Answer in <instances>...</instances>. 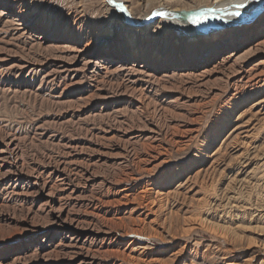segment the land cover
<instances>
[{
	"label": "rangeland",
	"instance_id": "obj_1",
	"mask_svg": "<svg viewBox=\"0 0 264 264\" xmlns=\"http://www.w3.org/2000/svg\"><path fill=\"white\" fill-rule=\"evenodd\" d=\"M212 1L114 3L144 19ZM2 13L0 264H80L59 212L139 231L87 241L96 264H264V90L227 83L231 66L262 70L264 19L202 39L163 20L131 28L104 0H0Z\"/></svg>",
	"mask_w": 264,
	"mask_h": 264
},
{
	"label": "bare ground",
	"instance_id": "obj_2",
	"mask_svg": "<svg viewBox=\"0 0 264 264\" xmlns=\"http://www.w3.org/2000/svg\"><path fill=\"white\" fill-rule=\"evenodd\" d=\"M105 2L108 0H104ZM117 0H113V4H115L114 2H116ZM212 1V0H211ZM219 1H223V0H216V1H212V2H208V3H211L210 5L211 6H207V5H204V6H201L199 8H185V9H172V8H162L160 9L159 11H157L156 13L154 14H151V15H148L147 17L148 18H144V19H137L135 18L134 16L130 15L129 11H130V8L128 6H125L123 5L126 9H128L127 11V14L128 16L130 15L131 17V20L128 18L127 15H125V18L126 20H129L131 21L132 25H131V28L134 27L136 28L137 30H140V31H145L151 27H153V25H155L156 23H158L160 20H163L167 23H170L172 24L173 26H176V27H180V28H184L185 30L189 31V33H191V35L193 36H196V35H199L201 34L202 32H208V34H202L199 35L201 36L202 39L204 38H209V39H212V38H216V37H220V36H225V35H230L231 31L233 29H236V28H244V27H248L250 25H256L258 24L260 21H262L264 19V0L263 2H259L260 3V6L258 1L255 2V0H225L224 3L222 4H219V5H215L214 3H217ZM112 3H109L108 2V5H110L111 7L112 6ZM124 3V1H123ZM249 3H251V7L250 9L248 8ZM256 3V4H255ZM200 5V4H199ZM258 6V7H257ZM115 8V7H114ZM117 9V8H116ZM119 10V9H118ZM124 14H126L124 11H122ZM180 13H183L184 15H187V18L185 19L183 16H180ZM238 13V15H237ZM258 13V14H257ZM203 14V15H202ZM257 14V15H256ZM255 15V16H253ZM1 17H6L7 14L6 13H2L0 14ZM244 16H246L247 18H244ZM155 17H159L157 20H152L154 19ZM251 17V18H250ZM165 18V19H164ZM248 18H250L249 20H247ZM194 19H198L199 22L198 23H194L193 20ZM9 22L12 24V25H15L17 26L15 28L18 29L19 31H22L24 28L25 30V26L26 28H28L27 26L28 25H25V23H21L20 20H18L17 18H13L11 21L9 20ZM241 22L243 24H241ZM127 23V21H126ZM135 25V26H134ZM226 25V27H224ZM129 26V25H128ZM22 27V28H20ZM224 27V28H223ZM14 30V29H13ZM222 31H226L225 33ZM39 32H43V29L40 28L39 29ZM43 34V33H41ZM221 34V35H220ZM224 34V35H223ZM23 35V34H22ZM52 37H50L49 39H52V40H68L67 38H64V36L62 35H51ZM204 37V38H203ZM70 40V39H69ZM260 45V44H259ZM259 47V46H258ZM255 49V48H254ZM257 51V50H256ZM80 54V51L78 52ZM234 54H232L231 56H229L228 58H226V61L227 63L228 62H231V61H234L233 64L235 63L236 65L239 64V62H241L242 60V56L241 55H238V53H235L233 52ZM246 55V53H245ZM115 56H113L112 54H107L105 55L103 58L104 59H114ZM235 58V60H234ZM74 59V58H73ZM76 60H80L81 59V56L80 55H77L75 57ZM74 59V60H75ZM106 62V61H105ZM86 63V64H85ZM84 64L85 65H89V61L85 62ZM99 63H103L102 60L99 62ZM226 62L224 64H227ZM224 64H220L222 66H224V68L226 67V65ZM235 65V67H236ZM263 65V66H262ZM126 66V65H124ZM261 66L262 70L259 71V73L257 72V70H253V69H250V71H245V72H241L242 69H234V68H231L230 67V70L232 71H228V69L226 68L225 70L223 69V72H226L228 71L230 74L228 76V81L227 83H232L234 81H236L237 79L240 78V76H237L239 75H245V77H241V79H239V82L245 80L248 78L247 80V84L250 85L252 83L253 86L252 87H255L256 89L260 88L264 90V61L261 62V64L259 65ZM82 68V67H80ZM101 68H102V71L103 70H106L107 72L110 70V68H107L106 66L104 65H101ZM242 68V67H241ZM85 69V68H84ZM123 70L127 69V68H122ZM121 69V70H122ZM71 70V69H70ZM93 70V69H92ZM130 71V73L134 74V75H139V72L138 70H135V69H128ZM127 70V72H128ZM99 71V70H98ZM101 72V71H100ZM126 72V71H125ZM225 75V74H224ZM95 76V75H94ZM104 76H106V74H104ZM226 76L224 78H226ZM237 76V77H236ZM99 77V76H98ZM126 87V86H125ZM128 87V86H127ZM245 87V86H243ZM120 88V87H119ZM127 89H130V88H127ZM100 91V90H99ZM251 96V95H250ZM259 103H264V99L263 100H260V102L258 101L255 105H258ZM254 107V106H253ZM252 108V107H251ZM249 110V108H248ZM260 110V109H259ZM243 115V114H242ZM241 115V116H242ZM252 115V114H251ZM258 115H261V114H258ZM257 115V116H258ZM258 118V117H257ZM243 120V119H242ZM255 120V118H254ZM253 120V121H254ZM264 120V119H263ZM240 123V122H239ZM250 123V121L248 122ZM251 124V123H250ZM243 125V124H242ZM245 126V125H244ZM247 126V124H246ZM256 126V125H255ZM264 126V125H263ZM241 127V126H240ZM260 127V126H259ZM249 128V127H248ZM262 128V127H261ZM239 129V128H238ZM255 129V127H254ZM258 129V128H257ZM255 129V130H257ZM264 129V127H263ZM157 130V129H156ZM242 130V129H241ZM250 130V129H249ZM152 131V130H151ZM235 131V130H234ZM238 131V130H237ZM252 131V130H251ZM261 131V130H260ZM232 132V131H231ZM242 132V131H241ZM248 132V130H247ZM253 132V131H252ZM251 132V133H252ZM152 133V132H151ZM250 133V132H249ZM255 133V132H254ZM240 133H237L235 136L239 135ZM246 134V133H245ZM185 135V134H184ZM256 135V134H255ZM254 135V136H255ZM247 136V135H246ZM249 136V135H248ZM253 137V135H250V137ZM239 137V136H238ZM242 137V136H241ZM245 137V136H244ZM185 138V137H184ZM233 138V137H232ZM247 138V137H246ZM240 139V137H239ZM256 139V138H255ZM147 140V139H146ZM241 141V140H240ZM245 141V140H244ZM242 141V142H244ZM250 141L252 142V140L250 139ZM191 142V141H190ZM249 143V142H248ZM247 143V144H248ZM241 144V143H240ZM250 144V143H249ZM242 145V144H241ZM244 145V144H243ZM248 146V145H247ZM253 147V146H252ZM7 150V149H6ZM260 150V148L258 149ZM261 150H264V147L263 149ZM260 150V152H261ZM166 151V150H165ZM257 151V150H256ZM130 153V152H129ZM254 153V152H253ZM124 154V153H123ZM126 154V153H125ZM242 154V153H241ZM251 154V153H250ZM257 154V153H256ZM255 154V156H256ZM136 156V155H135ZM242 156V155H241ZM119 157V156H118ZM117 157V158H118ZM121 157V156H120ZM119 157V158H120ZM124 157V156H123ZM127 157V155H126ZM214 157V156H213ZM253 157V156H252ZM264 157V156H263ZM125 158V157H124ZM123 158V159H124ZM6 159V158H5ZM4 159V160H5ZM133 159V157L131 158V160ZM140 159V158H139ZM251 159V158H250ZM257 159V158H255ZM254 159V160H255ZM121 160V159H120ZM129 160V159H128ZM136 160V159H134ZM142 160V159H141ZM249 160V159H248ZM74 161V160H73ZM130 161V160H129ZM148 161V160H147ZM124 162V161H123ZM127 162V160H126ZM125 162V163H126ZM122 163V162H120ZM132 163V162H131ZM147 163V162H146ZM264 164V162H263ZM262 164V165H263ZM71 165V164H69ZM121 165V164H119ZM125 165V164H124ZM127 165V163H126ZM128 165H129V162H128ZM79 166V165H78ZM244 167V166H243ZM16 168V167H15ZM22 168V167H21ZM66 168V167H64ZM84 168V167H83ZM86 168V167H85ZM93 168V167H92ZM257 168V167H256ZM67 169V168H66ZM126 169V167H125ZM93 170V169H92ZM22 171V170H21ZM88 171V170H87ZM17 172V171H16ZM18 172H20L18 170ZM23 173V172H22ZM88 173V172H87ZM92 173V172H91ZM9 174V173H8ZM33 174V173H32ZM37 174V173H36ZM90 174V173H89ZM94 174V173H93ZM16 175V174H15ZM19 175V174H18ZM48 175V174H47ZM76 175V174H75ZM129 175V174H128ZM4 175H2L3 177ZM116 176V175H115ZM125 176V175H124ZM176 176V175H175ZM179 176V175H178ZM181 176V175H180ZM95 177V176H94ZM4 178V177H3ZM21 178V177H20ZM17 179V178H16ZM40 179H41V176H38L36 177V184L38 185L39 182H40ZM176 178H172V179H168L167 182L164 184V189H167L168 185L172 184L174 182ZM256 179V178H255ZM263 180V179H262ZM57 181H64V180H57ZM68 181V180H67ZM85 181V180H84ZM44 182V181H43ZM88 182V181H87ZM259 182V180H258ZM46 183V182H45ZM71 183V182H70ZM75 183V182H74ZM82 183V182H81ZM62 184V183H61ZM69 184V183H68ZM104 184V183H103ZM102 184V185H103ZM67 185V184H66ZM182 185V183L180 184V186ZM45 186V185H44ZM70 186V185H69ZM90 186V185H89ZM43 187V186H42ZM60 187V186H59ZM65 187V186H63ZM108 187V186H107ZM179 187V186H178ZM41 188V187H40ZM109 188V187H108ZM61 190V189H60ZM64 190H66L64 188ZM42 191V190H41ZM92 193V192H91ZM166 193V192H165ZM179 193V192H178ZM94 194V193H93ZM158 194V193H157ZM181 194V193H180ZM253 194V193H252ZM168 195H170V193H167V194H162L163 198L164 197H168ZM49 196V195H48ZM92 196V195H91ZM50 197V196H49ZM82 198V197H81ZM98 200V199H97ZM90 201V200H89ZM95 201V200H94ZM91 202V201H90ZM101 202V201H100ZM89 204V203H88ZM151 205V204H149ZM146 206V205H145ZM154 206V204H153ZM98 208V207H97ZM148 209V208H147ZM227 210V209H226ZM94 213V212H93ZM89 214V213H88ZM92 214V213H91ZM90 214V215H91ZM152 214V213H151ZM67 215V214H66ZM86 216V215H85ZM89 216V215H87ZM63 213L59 212L57 214L54 215V217L52 219H54V221L56 222H60V219L64 221V223L68 224L71 226V229L68 231V234H70V242L69 244H67L66 246H68L69 248H71L73 251H74V255H77L76 257H80V264H96L98 263L97 262V258L95 256V253L97 252V249H92V247L86 249L84 247V244L87 242V241H91V242H95L98 240L99 236H100V233H105V237L106 239L109 237L113 240L116 239V237L119 235L123 236H127V235H136L137 233L139 234V231H137V233L135 232H132V233H129V232H126L125 234H120V233H116L113 234L112 232H108L109 230L107 231H104V228L103 227H100L98 226L97 224H93L91 222H86L85 220L84 221H80V219H76V217H66L65 219H63ZM98 219V218H97ZM260 219V218H259ZM261 220V219H260ZM92 221V220H91ZM96 221V220H95ZM94 222V221H93ZM99 222V220H98ZM100 223V222H99ZM191 224V223H190ZM195 225V224H194ZM204 225V224H203ZM191 226V225H190ZM201 226V225H200ZM117 229V228H116ZM192 229V228H191ZM190 230V229H189ZM98 231V232H97ZM115 231V230H114ZM121 231V230H120ZM192 231V230H191ZM107 232V233H106ZM142 232V231H141ZM129 235V236H130ZM132 236V235H131ZM109 241V240H108ZM104 243V242H103ZM91 244V243H90ZM63 245V244H61ZM93 245V243L91 244V246ZM96 245V244H95ZM103 245V244H102ZM64 248V247H63ZM68 248V249H69ZM145 249H148V248H145ZM85 250V252H84ZM232 251V250H231ZM234 251V250H233ZM68 254V252H66ZM177 254H179V252H177ZM70 255V254H69ZM73 255V254H72ZM176 255V254H175ZM71 256V255H70ZM72 257V256H71ZM127 259V258H125ZM130 259V258H129ZM133 259V258H132ZM99 260V259H98ZM126 261V260H125ZM158 262V259H152V262L151 263H157ZM252 260H249L247 263L245 264H251Z\"/></svg>",
	"mask_w": 264,
	"mask_h": 264
},
{
	"label": "water",
	"instance_id": "obj_3",
	"mask_svg": "<svg viewBox=\"0 0 264 264\" xmlns=\"http://www.w3.org/2000/svg\"><path fill=\"white\" fill-rule=\"evenodd\" d=\"M115 5H120V4H116V3L113 4V3H112V6H113V7H115ZM120 6H122V5H120ZM122 7H123V11H124V12L126 13V15L128 16V14H127L128 11H127V9H126L124 6H122ZM115 8H117V9H119V11H121L120 8H118V7H115ZM257 14H258V13H257ZM257 14H256V15H257ZM180 16H183L185 19L187 18V15H184L183 13H180ZM253 16H255V15H253ZM129 17H130V15L128 16V18H129ZM158 18H159V17H155V18L152 19V20H156V19H158ZM250 18H251V17H250ZM250 18H248L247 20H249ZM129 19L131 20V17H130ZM130 22H131V21H130Z\"/></svg>",
	"mask_w": 264,
	"mask_h": 264
},
{
	"label": "snow or ice",
	"instance_id": "obj_4",
	"mask_svg": "<svg viewBox=\"0 0 264 264\" xmlns=\"http://www.w3.org/2000/svg\"><path fill=\"white\" fill-rule=\"evenodd\" d=\"M108 2H109V3H112L113 0H108ZM115 7H118V8H120L121 11H123V7H122V6H120V5H115ZM202 15H203V14H202ZM237 15H238V13H237ZM193 22H194V23H198L199 20H198V19H194Z\"/></svg>",
	"mask_w": 264,
	"mask_h": 264
}]
</instances>
